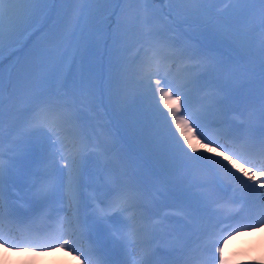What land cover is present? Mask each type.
<instances>
[{"label": "snow or ice", "instance_id": "6c2138e0", "mask_svg": "<svg viewBox=\"0 0 264 264\" xmlns=\"http://www.w3.org/2000/svg\"><path fill=\"white\" fill-rule=\"evenodd\" d=\"M260 229L264 0H0V248L222 264Z\"/></svg>", "mask_w": 264, "mask_h": 264}, {"label": "rangeland", "instance_id": "374dc122", "mask_svg": "<svg viewBox=\"0 0 264 264\" xmlns=\"http://www.w3.org/2000/svg\"><path fill=\"white\" fill-rule=\"evenodd\" d=\"M257 232L262 233L261 229L258 230ZM242 233H244V231L237 232L236 236L240 237V238L232 241V243L228 246V248H229V250L227 252L228 256L233 257L230 253V250L232 248H237L239 250L240 254L235 256L236 260H240L241 258L251 256L252 253H257L258 255H256V256H262V255L264 256V233H262L261 236H258V237H256V236L250 237L249 240L247 237L242 236ZM237 245H239V247H236ZM245 245H246V247H245ZM73 255H75V254H73ZM46 260L47 261H54L55 258L53 255H51V256L47 257Z\"/></svg>", "mask_w": 264, "mask_h": 264}, {"label": "bare ground", "instance_id": "6f19581e", "mask_svg": "<svg viewBox=\"0 0 264 264\" xmlns=\"http://www.w3.org/2000/svg\"><path fill=\"white\" fill-rule=\"evenodd\" d=\"M247 238L250 239V237ZM19 251L20 252L13 253L10 250L8 252L7 248H0V264H4L7 258L11 259L13 263L20 264V261L23 260V257L24 256L27 257L29 253L21 250ZM51 255L54 256L55 260L47 261L46 260L47 257ZM39 264H75V260L70 259L68 257L67 251H61L60 249H56L55 251H52L51 253L44 255L42 259L39 261Z\"/></svg>", "mask_w": 264, "mask_h": 264}, {"label": "clouds", "instance_id": "9594fccd", "mask_svg": "<svg viewBox=\"0 0 264 264\" xmlns=\"http://www.w3.org/2000/svg\"><path fill=\"white\" fill-rule=\"evenodd\" d=\"M261 232L264 233V229H261ZM257 235V231L256 232H244L242 233V236L245 237H253ZM240 237H237L236 235L233 236L232 238L226 240L224 242L223 245V249H222V264H252L251 261V256L245 257V258H241L240 260H235L234 262L230 261L228 258L229 256L227 255V252L229 250L228 246L232 243V241L239 239ZM236 247H239V245H237ZM246 247V245H245ZM251 255H258L257 253H252ZM259 264H264V256H261L260 259L258 260Z\"/></svg>", "mask_w": 264, "mask_h": 264}]
</instances>
